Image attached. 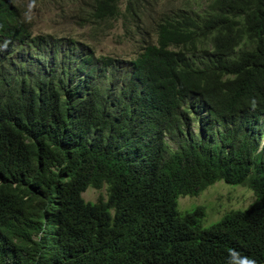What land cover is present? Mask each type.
<instances>
[{
    "label": "trees",
    "instance_id": "1",
    "mask_svg": "<svg viewBox=\"0 0 264 264\" xmlns=\"http://www.w3.org/2000/svg\"><path fill=\"white\" fill-rule=\"evenodd\" d=\"M51 2L0 0V264H225L230 248L264 264V0H56L82 39L37 16ZM117 27L134 52H97ZM123 61L151 102L125 73L105 94L65 87L73 67L103 76ZM198 92L205 133L190 130ZM157 111L174 123L158 145L130 141L131 116ZM218 182L253 202L215 222L177 210Z\"/></svg>",
    "mask_w": 264,
    "mask_h": 264
},
{
    "label": "clouds",
    "instance_id": "2",
    "mask_svg": "<svg viewBox=\"0 0 264 264\" xmlns=\"http://www.w3.org/2000/svg\"><path fill=\"white\" fill-rule=\"evenodd\" d=\"M77 53V52H76ZM79 55V53H77ZM64 54L62 51L57 54L58 58H62ZM50 58L47 59L49 61ZM72 60H76L77 63L83 64V62L78 58V56L73 57ZM93 65L89 66V68L86 69H80L73 67V71H69V76L66 77L67 84L65 87L68 90H71L73 92H76L77 94H80L83 92V88H85V91L90 88L89 82L93 84L94 88H102L103 94L109 93L111 90L118 87L120 84L119 77L120 75H123L124 73L128 76V78H131L135 80L137 83H139L141 86L136 90V92L140 95V97L144 101L151 102V99L144 93V89H148L146 87V84L142 85V81L137 77L140 76V74L137 72V66L132 63L131 61H123L120 64H114V69L111 70V67L107 70L106 75L100 76H88V71L90 68L92 69ZM52 68L54 69V72L61 73V68L58 66V64H53ZM98 68V67H97ZM134 71H136V76L134 75ZM51 73V72H50ZM113 75V76H112ZM125 80V79H122ZM81 84V86H80ZM75 87H83L80 91L75 90ZM89 87V88H88ZM84 91V92H85ZM123 95L124 99L130 98L133 99V94H110L106 95L105 97H119ZM188 104L193 105V114L196 115V127H193L192 124L190 125V130L192 133L197 132V127H200V131H203L205 133L203 124L212 123L209 119L208 115V109L209 106L205 102V99L202 97L201 93H192L188 95ZM148 120H143L140 116L132 115L131 119L134 121V127L132 132V138H130V141H133L134 143L137 142L136 139H138L143 146L147 147L148 145H158V138H160L161 133H166L169 130V127L171 125H174L171 118H166L158 114V111L155 113H148ZM255 124H258L262 127L263 135L259 136V139L257 141L258 144V151H264V144L261 145L262 139L264 140V118L258 119L254 121ZM216 129V128H215ZM255 132V131H254ZM136 138V139H135ZM164 140V139H163ZM165 142V140H164ZM218 141L214 142L217 143ZM120 146H124L123 142ZM121 149L122 152L124 150ZM137 147H134L136 149ZM217 183H215L213 186H215ZM211 186V187H213ZM240 187V186H238ZM210 188V187H209ZM208 188V189H209ZM242 188V187H241ZM246 189V188H244ZM247 190V189H246ZM249 206V205H248ZM247 206V207H248ZM218 213H221L220 210H217ZM223 213H221V216ZM225 264H256V261L251 258L250 256L242 254L240 251L234 248H230L227 250V255L225 259Z\"/></svg>",
    "mask_w": 264,
    "mask_h": 264
},
{
    "label": "rangeland",
    "instance_id": "3",
    "mask_svg": "<svg viewBox=\"0 0 264 264\" xmlns=\"http://www.w3.org/2000/svg\"><path fill=\"white\" fill-rule=\"evenodd\" d=\"M51 1V0H50ZM62 4H66L68 1L72 0H58ZM124 2V1H123ZM52 3V2H51ZM53 10L48 11V15H37L40 19H53V22L56 23V29H60L63 33H69L72 37L82 39L83 33H85V30L82 29V31L79 28H75L74 30L73 25L70 23H67V26L69 28L65 27L66 23L63 24V26H59L61 23L60 19L56 18H62L59 16L57 12V8H59V5L57 4L56 0L52 3ZM64 10L66 13H64V18L68 19V16L72 14L71 11H69V8L64 5ZM46 14V13H45ZM45 28L41 27V30L43 31ZM53 31L50 30V33ZM94 47L96 48V51L102 54H110V55H120V54H132L134 52V49L130 42L124 43L122 39V30L120 27H117L116 29H113L110 31L109 36L105 38L102 42H95L93 43ZM264 144V140L262 139L261 145ZM99 193L94 190H89L86 193L83 194V198L85 200H92L94 197H96ZM253 202V196L252 194L241 187L238 186H231L227 185L224 182H218L215 186L210 187L206 191L200 193L197 197H184L180 198L177 202V210L182 213H189L197 208L200 207H207V215L208 218L205 221L209 222H215L220 220L221 213H225L230 210H240L245 209L248 205H250ZM182 209H181V207ZM210 210H215L213 213ZM217 210H220L221 213H218Z\"/></svg>",
    "mask_w": 264,
    "mask_h": 264
}]
</instances>
